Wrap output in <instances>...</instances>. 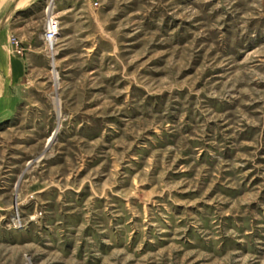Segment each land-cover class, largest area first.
<instances>
[{
  "label": "rangeland",
  "instance_id": "rangeland-1",
  "mask_svg": "<svg viewBox=\"0 0 264 264\" xmlns=\"http://www.w3.org/2000/svg\"><path fill=\"white\" fill-rule=\"evenodd\" d=\"M95 2L32 58L42 125L0 130V264H264V0Z\"/></svg>",
  "mask_w": 264,
  "mask_h": 264
},
{
  "label": "crops",
  "instance_id": "crops-1",
  "mask_svg": "<svg viewBox=\"0 0 264 264\" xmlns=\"http://www.w3.org/2000/svg\"><path fill=\"white\" fill-rule=\"evenodd\" d=\"M22 1V2H21ZM27 1V2H25ZM50 0L47 1V5ZM53 5L50 9L53 10L54 16L59 21V35L64 36L65 26H62L60 19L69 18L71 9L78 4L77 12L75 17H77L81 22L83 21V27L86 24L87 19V4L91 1L82 0H52ZM6 3V4H5ZM21 3V4H20ZM27 3V4H26ZM36 3V0H1L0 6L2 10H5L9 5L12 4V10L4 19L6 24L0 28V130H8L14 126L19 127L21 123H16L19 116L30 115L33 117L32 125L41 126V119L39 116V104L36 102L39 99V94L32 91L34 86L33 77L28 73H32L37 67L35 61L32 60L33 56L39 54L43 51L42 45V34L34 42L28 41L25 38L24 29H21L15 25V23L10 22L11 17H16L19 13H26L32 10V6ZM95 0L91 4L95 6ZM92 6V5H90ZM2 12V11H1ZM60 16V17H59ZM15 19V18H12ZM82 26V24H80ZM17 36L18 39V49L23 52L24 59H19L18 56H9V36ZM58 40V39H57ZM57 42V41H56ZM13 47L10 46L12 50ZM62 65H54V73L57 75L54 78V82H60L61 68ZM26 73V75H25ZM33 85V86H32ZM35 88V87H34ZM34 100H36L34 102ZM60 115V113H59ZM52 127V125H51ZM47 131L50 129L49 124L45 128Z\"/></svg>",
  "mask_w": 264,
  "mask_h": 264
},
{
  "label": "built area",
  "instance_id": "built-area-1",
  "mask_svg": "<svg viewBox=\"0 0 264 264\" xmlns=\"http://www.w3.org/2000/svg\"><path fill=\"white\" fill-rule=\"evenodd\" d=\"M59 35V21L54 16L51 15L46 19L45 28L43 30L42 39L48 47L50 44L57 41ZM16 47H18L17 43H14ZM54 47V46H53ZM52 46L50 48H53ZM17 53H21L19 49H17Z\"/></svg>",
  "mask_w": 264,
  "mask_h": 264
},
{
  "label": "bare ground",
  "instance_id": "bare-ground-1",
  "mask_svg": "<svg viewBox=\"0 0 264 264\" xmlns=\"http://www.w3.org/2000/svg\"><path fill=\"white\" fill-rule=\"evenodd\" d=\"M51 1H52V0H51ZM51 4H52V3H51ZM49 7H51V6H49ZM53 45H54V44H53V43H51V44H50V47H51V46H53Z\"/></svg>",
  "mask_w": 264,
  "mask_h": 264
}]
</instances>
